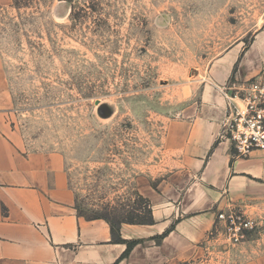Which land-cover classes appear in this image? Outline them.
I'll return each instance as SVG.
<instances>
[{
    "label": "rangeland",
    "instance_id": "obj_1",
    "mask_svg": "<svg viewBox=\"0 0 264 264\" xmlns=\"http://www.w3.org/2000/svg\"><path fill=\"white\" fill-rule=\"evenodd\" d=\"M262 27L264 0H11L0 9L10 125L28 149L63 157L82 215L142 221L136 179L163 172L166 122L197 100L212 61ZM252 207H234L250 221L242 240L218 222L194 263L264 260V203Z\"/></svg>",
    "mask_w": 264,
    "mask_h": 264
},
{
    "label": "crops",
    "instance_id": "obj_2",
    "mask_svg": "<svg viewBox=\"0 0 264 264\" xmlns=\"http://www.w3.org/2000/svg\"><path fill=\"white\" fill-rule=\"evenodd\" d=\"M10 3L0 0V9ZM262 71L264 27L245 48L211 62L197 100L165 124L163 172L136 179L154 224L121 225V238L137 244L120 259L126 245L112 241L107 222L78 216L63 157L28 149L10 125L14 100L0 56V264H195L218 212L264 203V151L234 157L220 138L227 115L222 89Z\"/></svg>",
    "mask_w": 264,
    "mask_h": 264
},
{
    "label": "built area",
    "instance_id": "obj_3",
    "mask_svg": "<svg viewBox=\"0 0 264 264\" xmlns=\"http://www.w3.org/2000/svg\"><path fill=\"white\" fill-rule=\"evenodd\" d=\"M222 94L227 115L220 138L230 143L233 156L246 158L254 151H264V71L247 81L231 82ZM218 222L223 224L229 242H239L251 228L250 221L234 208L216 214L214 229Z\"/></svg>",
    "mask_w": 264,
    "mask_h": 264
},
{
    "label": "trees",
    "instance_id": "obj_4",
    "mask_svg": "<svg viewBox=\"0 0 264 264\" xmlns=\"http://www.w3.org/2000/svg\"><path fill=\"white\" fill-rule=\"evenodd\" d=\"M137 195L142 200H144V202L148 206V217H146L144 220L139 221V222H136L134 220H127L124 222V221L116 220L114 218L108 219L106 217H102V216H99L96 214L91 215L89 217H85L84 215L81 214L80 207L77 205V202L75 199V209L77 211L78 216L84 217L87 220L102 219V220L106 221L110 227V233H111L112 241L114 243H121V244L126 245V250L124 251V253L120 257V259L125 258L128 255V253L130 252V250L137 244L136 241H126V240H123L121 238V235H120L121 225L122 224H130V225H152V224H154L153 219H152V215H151V208H150L149 202L146 199L142 198L138 193H137ZM167 233H168V231L164 232L161 236L156 237V240L160 241Z\"/></svg>",
    "mask_w": 264,
    "mask_h": 264
}]
</instances>
